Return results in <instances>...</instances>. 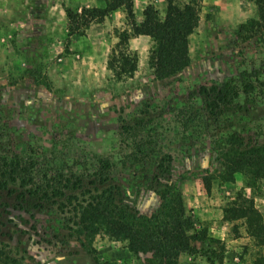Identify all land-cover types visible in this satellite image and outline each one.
<instances>
[{
    "label": "rangeland",
    "instance_id": "1",
    "mask_svg": "<svg viewBox=\"0 0 264 264\" xmlns=\"http://www.w3.org/2000/svg\"><path fill=\"white\" fill-rule=\"evenodd\" d=\"M104 1L0 0V125H7L8 138L4 141L12 151L21 152L30 144L40 146L45 153L54 149L66 158L74 157L81 149L109 153L113 144L107 139L119 128V117L132 119L145 102L152 109L170 110L195 96L201 86L220 84L238 75L241 57H257L255 39L241 42L234 36L236 27L254 15L253 3L194 0L199 7V24L189 37L188 66L173 77L158 80L147 66L152 41L130 39L126 48L136 54L137 69L131 78L116 79L107 69V60L118 33L129 29L125 14L112 12L80 34L68 36L67 32L65 10L80 13L84 7L102 8ZM164 2H148L156 7L161 19ZM173 122L169 113L157 127L162 134V151L173 156L170 179L183 193L187 215L209 235L210 218L205 220L196 212L211 203L213 221H220L217 226L225 239L222 242L240 238L238 250H232L234 256L224 252V258L239 264L259 263L264 248L241 235L245 231L242 221L224 222L222 210L242 192L253 198L264 217V187L260 192L246 188L241 174L235 175L233 184H221V161L210 139L188 141L183 146ZM235 128L241 130L246 143L264 148V101L250 107ZM113 174L122 186L124 202L139 215L150 217L159 209L161 201L155 194L159 188L153 183L131 181L124 171ZM204 177L211 180L209 195L203 187ZM4 202L12 204L7 199L0 201ZM17 215L21 214L8 217L15 218L21 233L11 242L0 237V249L9 245L10 256L24 257L23 264H95L96 258L107 264H144L146 256L137 260L127 252L125 243L111 241L102 234L92 243L95 255L89 253L86 242L70 237L63 228L62 216L55 212L37 213L29 222L34 228L21 223ZM206 263L199 256L179 259V264Z\"/></svg>",
    "mask_w": 264,
    "mask_h": 264
},
{
    "label": "trees",
    "instance_id": "2",
    "mask_svg": "<svg viewBox=\"0 0 264 264\" xmlns=\"http://www.w3.org/2000/svg\"><path fill=\"white\" fill-rule=\"evenodd\" d=\"M249 1L255 7L254 15L236 27L234 36L241 42L255 39L257 57H241L238 75L220 84L201 86L195 96L170 110L152 109L145 102L132 119L119 117V128L107 139L113 144L109 153L81 149L74 157L66 158L54 149L45 153L40 146L30 144L14 152L4 141L8 138L7 125H0V201L12 202L0 203V237L11 242L14 235H20L22 230L15 218L8 217L13 213L23 215H17V219L28 225L37 213L55 212L62 216L68 235L80 242L83 239L93 255L92 243L102 234L111 241L125 243L127 252L137 260L146 256L144 264H179L184 255L199 256L207 264H222L224 243L209 236L206 228L196 227L187 215L181 189L171 183L173 156L162 151L157 125L170 113L180 131L181 145L208 137L221 161V184H233L235 175L241 174L246 188L260 192L264 187V148L246 143L241 130L235 128L250 107L264 101V0ZM133 5L134 0H105L102 8L84 7L80 13L67 9L68 36L82 33L94 21H102L121 9L129 29L118 33L108 56L107 69L112 76L131 78L135 73L137 56L126 46L138 36L152 41L147 66L153 76L164 80L177 75L190 62L188 44L199 24L198 5L194 0H165L161 19L149 3L139 24ZM115 171L128 173L131 181L153 183L159 188L155 191L161 201L159 209L150 217L134 211L124 202ZM202 183L209 195L211 180L204 177ZM222 212L224 222L242 221L246 235L264 248V217L253 198L239 192ZM232 229L237 233L236 225ZM10 252L9 245L0 249V264H23L24 257L13 258ZM260 262L257 264H264V257ZM95 264L107 263L96 258Z\"/></svg>",
    "mask_w": 264,
    "mask_h": 264
},
{
    "label": "crops",
    "instance_id": "3",
    "mask_svg": "<svg viewBox=\"0 0 264 264\" xmlns=\"http://www.w3.org/2000/svg\"><path fill=\"white\" fill-rule=\"evenodd\" d=\"M150 1L151 0H134L133 13L135 16V20L138 24L142 22V20H143L142 12H143L144 8L147 6L148 2H150ZM115 12H118L119 14L121 13V15H124L123 10H121V9H119ZM138 38H148V37L138 36V37L132 38V40H135ZM210 204L211 203L207 202L204 206V209L202 211L197 210L196 213L200 214V216L203 217V219H205V220H209V218H210L211 221H209V222L212 223V228L209 229V236L217 238L221 241H224L225 239L223 237V233L218 229V226H217L220 221H216V222L213 221V210H211L212 208L210 207ZM220 219H222V217ZM241 235L246 237L245 231H244V233H241ZM239 239L240 238H233L232 240L226 239V242L227 241L228 242L226 244H224L225 255L230 254L231 256H234V254L232 253V250H235V251L238 250V248H239L238 246L241 244L240 242H237V241H239ZM244 240H249V238H245ZM234 261L238 262L237 259H234ZM222 264H239V263H234V262L227 260V258L226 259L224 258Z\"/></svg>",
    "mask_w": 264,
    "mask_h": 264
}]
</instances>
